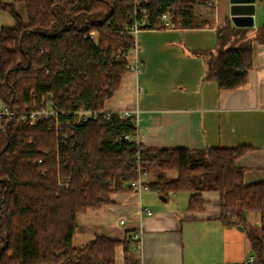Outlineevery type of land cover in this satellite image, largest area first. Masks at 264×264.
<instances>
[{
	"label": "trees",
	"instance_id": "obj_1",
	"mask_svg": "<svg viewBox=\"0 0 264 264\" xmlns=\"http://www.w3.org/2000/svg\"><path fill=\"white\" fill-rule=\"evenodd\" d=\"M16 1L24 20L13 2L0 1L15 19L14 27L0 29V100L19 113L52 100L61 126L28 124L17 114L0 119V264H115L118 240L97 235L73 246L77 218L108 203L112 191L129 189L138 168L153 173L151 190L190 192L191 211L204 206L200 191L217 190L219 220L243 226L255 255V262L240 264H264V182L245 184L236 164L246 146L147 148L123 138L135 128L130 118L104 111L126 71L123 51L133 37L125 28L135 0ZM210 1L142 0L150 26L168 12L178 27L194 26L196 8ZM246 32L227 23L217 29L215 52L204 53L205 78L219 89L246 81L258 39ZM76 109L96 113L81 119L71 113ZM248 210L261 214L258 229L246 223Z\"/></svg>",
	"mask_w": 264,
	"mask_h": 264
},
{
	"label": "crops",
	"instance_id": "obj_2",
	"mask_svg": "<svg viewBox=\"0 0 264 264\" xmlns=\"http://www.w3.org/2000/svg\"><path fill=\"white\" fill-rule=\"evenodd\" d=\"M0 1L13 2L15 8L20 3ZM229 6L230 0H212L196 8L194 26L141 30L136 51L130 48L126 55L130 68L104 109L137 111L140 142L147 148L246 146L236 164L244 171V183L252 184L264 182V0H254L253 21L247 26L232 22ZM18 14L25 19V12ZM1 16L0 29L15 26L11 14ZM227 23L246 28L247 35L258 39L252 42L245 83L234 89H219L205 78L204 53L215 52L217 29ZM135 63L139 71L133 69ZM190 194H160L151 189L137 192L131 187L112 191L108 203L78 216L72 244L82 248L97 235L118 240L115 264L255 262L243 226L240 229L241 225H225L219 220V192L200 191L204 206L192 211L188 209ZM143 207H149L151 213L142 212ZM245 221L258 229L261 214L248 210ZM259 234L264 247V230Z\"/></svg>",
	"mask_w": 264,
	"mask_h": 264
},
{
	"label": "built area",
	"instance_id": "obj_3",
	"mask_svg": "<svg viewBox=\"0 0 264 264\" xmlns=\"http://www.w3.org/2000/svg\"><path fill=\"white\" fill-rule=\"evenodd\" d=\"M128 16L130 18L129 24L125 28V32L129 33L133 37V45L131 47V50L136 51L137 48V34L145 29V28H158L159 26H162L164 28H173L176 27L173 16L170 15L168 12H163L159 16V24H155L153 26H150V12L148 8L146 7V2H142V0H135L133 3V6L128 13ZM90 37L94 39V32H90ZM128 53L127 51H123V54L126 56ZM126 69L130 68V65L128 63L125 64ZM133 69L135 71H139L140 68L137 63H135ZM53 101L48 100L45 102L44 105L41 106H36L35 104L28 110L23 111L19 113L18 111H13L8 108L7 105L3 104V106L0 108V119L7 115H15L17 114V120L21 122H25L28 124H34L37 121L40 120H51L49 129H54L57 131L58 128L61 126V122L59 120V112L53 108ZM106 115H109L112 111H107L104 110ZM76 118H81V119H86L93 114L96 113L94 110H89V109H76L71 112ZM120 113L122 116L128 117L132 120L134 123V130L132 132H127L123 134V138L129 141H135L136 143H141L140 142V137H141V128L139 124V118H138V113L137 111L131 112L129 110H123ZM68 136L67 133L62 134L61 138L65 139ZM38 162L41 160L38 159ZM146 172L140 170L139 168L137 169V177L134 179H131L128 181L129 187L133 188L137 192H142L146 191L149 189L148 184L150 181L147 180ZM112 187L114 186V183H111ZM142 212L146 214L151 213V209L149 207H143ZM120 222H123V220H120ZM139 237V232L135 233L133 238L137 239ZM250 259H247L245 262H250Z\"/></svg>",
	"mask_w": 264,
	"mask_h": 264
},
{
	"label": "water",
	"instance_id": "obj_4",
	"mask_svg": "<svg viewBox=\"0 0 264 264\" xmlns=\"http://www.w3.org/2000/svg\"><path fill=\"white\" fill-rule=\"evenodd\" d=\"M254 9V0H230L229 13L236 26L251 25ZM238 227L242 229V226Z\"/></svg>",
	"mask_w": 264,
	"mask_h": 264
},
{
	"label": "rangeland",
	"instance_id": "obj_5",
	"mask_svg": "<svg viewBox=\"0 0 264 264\" xmlns=\"http://www.w3.org/2000/svg\"><path fill=\"white\" fill-rule=\"evenodd\" d=\"M16 10H17V12H19L20 14H24V12H25V8H24V6H23V4H22V2H20L17 6H16ZM0 13H3V14H0V19H3L4 20V16H1V15H10L8 12H0ZM10 17V16H9ZM96 36L94 35V38H95ZM146 178H147V180H149V179H151L152 177H153V173L152 172H146V176H145Z\"/></svg>",
	"mask_w": 264,
	"mask_h": 264
}]
</instances>
